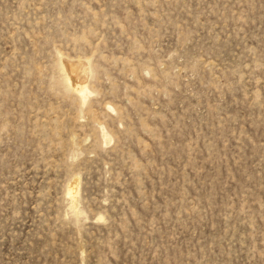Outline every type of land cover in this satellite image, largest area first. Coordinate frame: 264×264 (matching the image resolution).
Returning <instances> with one entry per match:
<instances>
[{
    "label": "rangeland",
    "instance_id": "1",
    "mask_svg": "<svg viewBox=\"0 0 264 264\" xmlns=\"http://www.w3.org/2000/svg\"><path fill=\"white\" fill-rule=\"evenodd\" d=\"M0 264H264V0H0Z\"/></svg>",
    "mask_w": 264,
    "mask_h": 264
},
{
    "label": "bare ground",
    "instance_id": "2",
    "mask_svg": "<svg viewBox=\"0 0 264 264\" xmlns=\"http://www.w3.org/2000/svg\"><path fill=\"white\" fill-rule=\"evenodd\" d=\"M79 60H77V62H78ZM65 62H67V61H65ZM70 62V61H69ZM75 63H73V64H70V67L72 68V69H74L76 72H77V70H81L82 71V73L83 74H85V76H87V74H88V65H87V63H76V61H74ZM83 62H86V61H83ZM68 65V64H67ZM65 71V70H64ZM66 72V71H65ZM81 73V74H82ZM66 74H68V73H66ZM73 75V74H72ZM75 75V74H74ZM82 75H80V77H81ZM84 76V75H83ZM83 76L81 77V78H83ZM77 78H79V77H77ZM86 79V78H85ZM72 81V80H71ZM69 83H70V80H69ZM83 82L82 81H80V82H77V83H75L76 84V90L79 92V93H82L83 92V90H84V88H83V84H82ZM68 84V83H67ZM69 85V84H68ZM86 85V84H85ZM85 85H84V87H85ZM70 86V85H69ZM87 87V86H86ZM71 89H72V87H71ZM81 98V97H80ZM84 98V97H83ZM84 102V101H83ZM73 183H75V182H73ZM76 184V183H75ZM70 186H72V185H70ZM69 186V187H70ZM68 187V188H69ZM70 189V188H69ZM68 189V191H71V195H74V194H76L75 193V188L74 187H72V189H70L69 190ZM67 191V192H68ZM69 195V194H68ZM78 195V194H77ZM72 200V199H71ZM75 202V201H74ZM76 203V202H75ZM75 205V204H74ZM75 207V206H74Z\"/></svg>",
    "mask_w": 264,
    "mask_h": 264
}]
</instances>
